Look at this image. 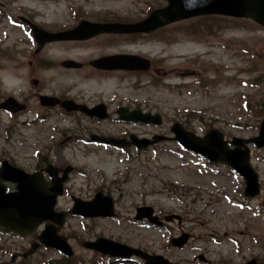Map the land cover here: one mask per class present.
I'll return each mask as SVG.
<instances>
[{
	"label": "rangeland",
	"instance_id": "374dc122",
	"mask_svg": "<svg viewBox=\"0 0 264 264\" xmlns=\"http://www.w3.org/2000/svg\"><path fill=\"white\" fill-rule=\"evenodd\" d=\"M164 4V0H0V57L8 69L13 67L9 68L11 61L24 64L16 67L21 75L13 76L12 68L4 76L5 90L11 94L17 88L23 94L31 90L35 96L28 97V124H17L25 119L23 116L16 117L11 125L6 123L14 129L12 141H6L0 132V154L25 169L34 164L37 155L38 162L56 165L62 161L74 167L64 194L58 198L57 211L69 210L72 196L85 200L101 191L113 198L115 213L106 218L68 214L59 232L72 249L67 258L42 245L23 256L34 240L33 234H0L2 264H143L141 259L114 260L87 249L85 244L99 238L160 255L172 264H206L195 257L199 254L209 264H245L252 259L264 264V147L244 143L260 186L257 196L245 198L240 176L223 164H212L210 171L203 166L204 160L182 151L172 140L160 142L157 150L134 151L132 156L109 153L80 141L58 146L54 142L62 130L80 139L90 138L91 132L170 136L169 120L170 124L183 123L198 134L216 128L228 139L256 136L264 118V27L246 18L197 16L164 26L151 36L99 35L81 41L82 48L62 52L69 46L60 43L70 41L50 42L38 51L36 43L27 37L25 21H19L20 29H10L6 21L23 17L47 29L65 28L78 15L94 21L133 22ZM55 45L61 47L56 56L51 55ZM120 51L143 54L160 63L167 73L158 80L153 73L138 76V84L136 75L118 73L107 78L87 68L71 71L56 64L63 59L85 61ZM38 59L50 60L51 68H40ZM4 64L0 67L6 68ZM35 84H41L44 92H66L86 97L84 101L103 100L111 105L132 101L139 108L163 112L168 120L161 128L82 123L91 129L89 133L76 131V124L64 120L56 125L54 121L36 124ZM0 118L6 117L0 114ZM3 126L0 124V130ZM144 205L161 215H179L181 220L167 228L136 222L133 214ZM181 231L191 236L180 249L171 246L169 238Z\"/></svg>",
	"mask_w": 264,
	"mask_h": 264
},
{
	"label": "water",
	"instance_id": "95a60500",
	"mask_svg": "<svg viewBox=\"0 0 264 264\" xmlns=\"http://www.w3.org/2000/svg\"><path fill=\"white\" fill-rule=\"evenodd\" d=\"M166 1V6L154 10L145 19L139 22L128 24H96L81 22L77 28L68 32L65 37L87 38L102 32L146 33L173 21L200 14H221L231 17H245L264 26V0ZM35 37L38 40V31L35 32ZM51 37L52 36L48 35L46 39ZM40 40L42 43L45 38ZM92 64L96 67L105 69L146 70L149 68V61L147 59L126 54L100 57L92 61ZM132 115L140 116L144 122H150V120L154 123L160 122L157 115L151 118L149 114L141 115L137 111L133 112ZM171 130L175 134L174 139L181 142L185 147L196 150L212 160L225 162L236 169L245 179L244 193L246 196H254L258 193L257 176L249 164V151L247 148L243 150H240L238 147L228 149L226 142L222 139V134L216 130L208 131L202 138L183 130L179 124H174ZM242 141H251L256 147L264 146V120L260 124L258 136L247 140L234 139L232 143L240 145ZM115 143L121 144L120 142ZM46 170L49 175L56 173L54 168ZM68 170L69 167H66L63 177L57 179L53 178L54 180L52 179V181L46 182L42 174H28L3 162L0 166V227L26 234L35 229L41 222L48 221L50 224L46 225L45 229L38 236V240L47 246H54L66 254H71L70 248L65 242V238L56 234L63 223L65 212H55L54 210L56 197L63 191L62 182L65 180ZM4 181L15 182V190L8 192L4 185ZM72 212L90 216L111 215L112 200L108 196L103 197L100 193H97L94 200L91 202L74 199ZM143 215L151 218V208H139L137 216ZM151 219L156 220V218ZM54 224L58 226L56 227ZM187 238L188 235L183 234L179 238L174 239L173 243L177 246H181ZM38 245L39 243L34 242L29 253ZM85 245L103 252L109 251V253L113 255L127 257L131 254H136L145 258L148 264H169L160 256L148 255L142 251L140 252L139 250L131 249L103 238H99L95 242H90Z\"/></svg>",
	"mask_w": 264,
	"mask_h": 264
},
{
	"label": "flooded vegetation",
	"instance_id": "af4514ba",
	"mask_svg": "<svg viewBox=\"0 0 264 264\" xmlns=\"http://www.w3.org/2000/svg\"><path fill=\"white\" fill-rule=\"evenodd\" d=\"M79 18H84L83 16H79ZM4 59L0 57V65L4 64L5 62L3 61ZM39 63H40V68H42L43 66V61L41 59H38ZM11 65L9 66V68L11 66H13L12 68V71L14 73L15 76H17L19 73V68H16L18 66H23V61H11ZM57 66H60L62 67L63 69H66V70H71L73 68H65L63 67L60 62L59 63H56ZM55 64V65H56ZM5 65V64H4ZM17 65V66H15ZM39 65H35V67H38ZM6 68H2L0 67V114H3L5 118L2 119L0 118V123L4 122V121H11L12 119H10L8 117V115H14L16 116L17 115V109L20 108V106H24V108L27 107V104H25V101L27 99V95L26 94H23V93H19L20 91L19 90H14L13 93H15V97L21 101V103L18 102H13V103H9L7 104V101L8 99L11 100V93L7 90H5V85H4V76L8 75V72L10 71V69L7 68V66L5 65ZM89 69L95 73H100V74H105V73H109V72H105V71H100L96 68H94L93 66H91V64L87 61V62H79V66L74 68V70L76 71H81L83 69ZM159 70H157L158 72ZM11 72V71H10ZM113 73V72H112ZM117 73V72H116ZM120 73H127V74H139V72H129V71H126V72H120ZM21 75V74H20ZM36 87H38V100H39V95L42 94V88H41V85H36ZM45 94V93H44ZM48 95H52L56 98L59 99V101H66V100H73L76 104L80 105L81 108H75V104H70L68 107H65V106H62L60 103H57L55 106H41L39 103H38V111L40 112V117L41 118H44V117H47L48 114L52 115L53 117L55 118H58V119H63V120H66V121H70L71 123H74L76 124V131H79V132H83V133H89V131L91 130L90 128H87V127H82V123L83 124H89V125H99V124H103V123H108V124H112V125H119V126H122V125H126V124H131L132 121L130 120V118H126V117H123L121 116L120 113H129L130 111H135V110H141V111H144V112H151V113H158L161 115L162 117V123L164 121H167V117L164 116L165 114L163 112H159V111H154V110H151V109H146V108H139L138 104L135 103V102H132V101H128V102H118L117 104L115 105H111V103H109V101L107 102H104L103 100H99L97 102H90V101H84L86 97H79V95L77 96H74V95H69L68 93L66 92H63V93H47ZM28 97H35L33 95V93H30V95ZM23 102V103H22ZM44 112V113H42ZM42 113V114H41ZM167 124V122H166ZM80 129V130H79ZM92 133H95V132H91L89 133V137ZM96 135H99V136H103V137H120V139L122 137H125L123 134H112V133H109V132H106L105 134H96ZM146 137H148L147 134H144ZM143 135V136H144ZM76 136V137H75ZM77 134H74L73 135V138L76 139L77 138ZM80 137V136H79ZM86 140H89L90 139L88 137L85 138ZM63 143H65V140H63L60 144L63 145ZM59 145V144H58ZM57 145V146H58ZM156 144H153L151 145L150 147H155ZM135 149V148H133ZM147 149V148H146ZM137 152L139 153H142L143 151H145V148L142 149V150H138V149H135ZM127 151H129L127 149ZM1 156H4V154L0 155ZM8 156V155H7ZM9 157V156H8ZM7 157V158H8ZM2 158V157H1ZM2 159H0L1 161ZM9 161V163H11L12 165H15V166H19L16 161L14 159H11V158H8L7 159ZM59 167H63V163L60 162L58 164ZM39 165H38V157L36 159V163L34 165V169L35 171H38L39 169Z\"/></svg>",
	"mask_w": 264,
	"mask_h": 264
},
{
	"label": "bare ground",
	"instance_id": "6f19581e",
	"mask_svg": "<svg viewBox=\"0 0 264 264\" xmlns=\"http://www.w3.org/2000/svg\"><path fill=\"white\" fill-rule=\"evenodd\" d=\"M11 28H14V27H10V29ZM15 29V28H14ZM18 29V28H17ZM55 46H57L56 48H55V50H54V52H52L51 53V55L52 54H55V56L56 55H59L60 54V52L59 51H57V50H61V47H59L58 45H55ZM68 46H69V49L68 50H63L62 52H65V51H73L72 49L74 48V49H77V48H82V45H80V44H77V43H75V42H73V43H71V44H68ZM54 56V55H53Z\"/></svg>",
	"mask_w": 264,
	"mask_h": 264
},
{
	"label": "trees",
	"instance_id": "16d2710c",
	"mask_svg": "<svg viewBox=\"0 0 264 264\" xmlns=\"http://www.w3.org/2000/svg\"><path fill=\"white\" fill-rule=\"evenodd\" d=\"M61 262L63 263V260H61Z\"/></svg>",
	"mask_w": 264,
	"mask_h": 264
}]
</instances>
